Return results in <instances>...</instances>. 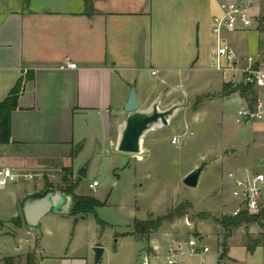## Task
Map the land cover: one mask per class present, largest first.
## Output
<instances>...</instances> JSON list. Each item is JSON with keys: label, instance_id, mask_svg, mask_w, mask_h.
<instances>
[{"label": "rangeland", "instance_id": "rangeland-1", "mask_svg": "<svg viewBox=\"0 0 264 264\" xmlns=\"http://www.w3.org/2000/svg\"><path fill=\"white\" fill-rule=\"evenodd\" d=\"M222 1L230 0H209L208 9L203 5L200 11L194 7V22L201 23L199 71L156 77L148 72V88L142 90L139 86L144 111L152 108V98L162 90L167 94L160 110H167L173 102L181 101L168 125H156L145 133L140 155L120 152L103 139L94 148L89 145L76 163L77 171L88 162L86 178L76 173L70 176L64 168L54 170L59 167L58 163H64V158L45 159L29 166L18 164L13 155L6 161L0 160L5 165L41 175L30 181L9 183L4 190L0 189V212L4 210L5 213H0V219L4 221L0 222V254L3 257L17 256L21 264L27 261L30 252L35 251V246L40 247V257L67 252L71 241L78 246L95 241L106 248L104 257L97 264H143L146 252L143 248L153 240L164 246L181 243L187 251L191 250L190 242L195 241L197 254L182 256L180 264H264V225L244 224L229 234L219 224L235 204L227 190L224 174L230 167L253 164L263 155L260 146L264 140L261 122L249 126L235 123V115L243 101L231 90L239 88L234 84L226 87L221 74L214 70L216 60L210 57V49L216 46L211 25L213 18L222 14ZM253 1L258 5V12L264 14V0ZM7 8H13V0H0V12ZM192 16L191 20L186 18L188 29ZM172 20L164 30L170 29L173 33L174 27L177 34L179 24L174 25ZM229 40L243 55L259 49L258 35L254 32L229 34ZM222 63L225 65V60ZM147 95L150 100H146ZM186 97L190 99L183 100ZM125 114L121 113L116 119L125 118ZM175 137H180L181 142L174 144ZM0 157H3L1 150ZM203 162L208 164L199 186L193 189L184 185L185 176ZM95 180L100 184L93 190L90 184ZM46 185L64 192L77 185L75 194L93 196L105 205L97 208L96 213L77 217L55 214L58 217L41 223L39 232L23 223L18 225L23 219L18 198L25 191L27 194L44 190ZM178 208H181V216L165 219L158 228L144 234L134 231L136 221L157 222L158 218L167 217ZM14 209L18 211L13 213ZM67 221L69 226H66ZM250 245L255 246L254 252L249 251ZM205 247L208 248L206 252ZM225 247L227 250L223 251ZM37 264L45 263L38 258Z\"/></svg>", "mask_w": 264, "mask_h": 264}, {"label": "crops", "instance_id": "crops-1", "mask_svg": "<svg viewBox=\"0 0 264 264\" xmlns=\"http://www.w3.org/2000/svg\"><path fill=\"white\" fill-rule=\"evenodd\" d=\"M203 5L208 9L209 0H93L95 13L90 16L84 0H13V8L0 12V101L21 77L30 73L33 79L26 82L19 109L12 112V143L0 146V160L13 155L18 164L29 166L64 158L54 170L72 168L75 176L80 154L89 145L94 148L105 139L116 149L131 86L142 106L139 86L148 88V72L153 77L179 76L201 68V23L194 22L193 12ZM191 15L188 29L186 18L191 20ZM171 20L179 24L177 34L174 27L173 33L164 30ZM166 94L160 91L150 104L160 106ZM121 113L126 117L116 119ZM51 217L58 216L44 220ZM95 246V241L84 246L71 241L63 254L39 257L37 246L33 253L36 264L38 258L45 264H97ZM164 247L153 240L143 249L154 258ZM0 264L20 262L1 253Z\"/></svg>", "mask_w": 264, "mask_h": 264}, {"label": "built area", "instance_id": "built-area-1", "mask_svg": "<svg viewBox=\"0 0 264 264\" xmlns=\"http://www.w3.org/2000/svg\"><path fill=\"white\" fill-rule=\"evenodd\" d=\"M258 5L253 0H230L220 2L222 14L213 18L211 33L216 38V46L210 49V57L216 60L214 70L221 74L224 82L234 84L238 89L237 95L242 99L243 105L235 115V123L240 126H249L261 122V132L264 137V14L258 12ZM263 11V10H262ZM243 32L257 33L259 49L246 55L229 40V34ZM226 64L223 65L222 61ZM70 64L69 68H75ZM156 72L154 71L153 74ZM242 95V97H241ZM181 142L175 137L174 144ZM260 149L263 155L259 156L253 164L247 167H232L224 174L227 181V190L235 201L228 216H238L246 213L261 217L264 223V140ZM40 174H31L18 168L5 165L0 161V187L9 183L30 181ZM95 180L90 184L93 190L99 186ZM195 241L190 242V251L183 245L170 244L164 247L163 254L153 256L145 252L143 264H180L184 255L197 254ZM208 248H204V252ZM164 258V259H163Z\"/></svg>", "mask_w": 264, "mask_h": 264}, {"label": "water", "instance_id": "water-1", "mask_svg": "<svg viewBox=\"0 0 264 264\" xmlns=\"http://www.w3.org/2000/svg\"><path fill=\"white\" fill-rule=\"evenodd\" d=\"M176 109L177 106H174L162 111L159 103H154L151 109L142 110L136 87L134 85L131 86L129 97L124 107L128 116L118 142V151L130 154L141 153L142 138L145 133L156 125H168L169 118L176 113ZM207 164L208 162H203L193 169L185 176L183 184L193 189L197 188ZM87 170L88 162L82 165L76 171V174L86 178L88 176ZM73 202L74 198L72 195L54 187L28 192L20 203L24 224L27 228L39 232L44 218L54 214H70ZM226 250V247L223 248V251ZM104 251V247L101 246L94 248L97 263L101 261Z\"/></svg>", "mask_w": 264, "mask_h": 264}, {"label": "trees", "instance_id": "trees-1", "mask_svg": "<svg viewBox=\"0 0 264 264\" xmlns=\"http://www.w3.org/2000/svg\"><path fill=\"white\" fill-rule=\"evenodd\" d=\"M28 2L29 0H25V3ZM84 3H85L86 14L92 16L95 13L93 0H84ZM32 79L33 76L30 73H28V75H26L25 77H21L17 81L15 86L11 89L8 96L3 101H0V146L12 143L11 115L12 112L19 109V104H18L19 98L25 89L26 82ZM231 86L232 84L230 83L226 84L227 88H230ZM233 91L237 92L238 90L236 89L231 90V92ZM65 170L68 171V174H70V176L74 175L72 169L66 168ZM65 180L68 179L65 177ZM75 186L77 187V185H73V187H71L70 189L65 190L67 194L72 195L74 198L70 215L77 217L81 214L96 213L97 208L105 205L104 202H101L100 200H98L93 196L75 194ZM50 187L53 186L46 185L44 190ZM179 210H181V208L176 209L175 212H171L167 217L158 218L157 222H155L154 220L136 221L134 223V231L140 234H144L145 231H149L152 228L156 229L161 225V223L165 219L172 220L176 217V215L181 216L182 214L180 213ZM99 222L103 224L101 220H99ZM22 223L24 224L23 219L18 222V225H22ZM253 223H259L261 225H264V223L261 220V217L251 216L246 213L240 214L235 217L223 216L219 220V224H221L228 231L229 234L232 233L233 229L239 228L244 224L249 225ZM248 249L250 252H254L256 248L255 246L250 245L248 246ZM28 264H36L35 253L32 252L28 254Z\"/></svg>", "mask_w": 264, "mask_h": 264}, {"label": "bare ground", "instance_id": "bare-ground-1", "mask_svg": "<svg viewBox=\"0 0 264 264\" xmlns=\"http://www.w3.org/2000/svg\"><path fill=\"white\" fill-rule=\"evenodd\" d=\"M140 154H141V153H140ZM140 154H139V155H140Z\"/></svg>", "mask_w": 264, "mask_h": 264}]
</instances>
